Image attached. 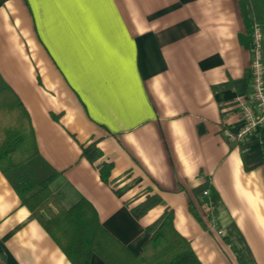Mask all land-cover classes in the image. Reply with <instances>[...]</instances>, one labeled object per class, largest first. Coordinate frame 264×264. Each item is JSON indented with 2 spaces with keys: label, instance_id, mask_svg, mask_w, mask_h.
Returning a JSON list of instances; mask_svg holds the SVG:
<instances>
[{
  "label": "crops",
  "instance_id": "1",
  "mask_svg": "<svg viewBox=\"0 0 264 264\" xmlns=\"http://www.w3.org/2000/svg\"><path fill=\"white\" fill-rule=\"evenodd\" d=\"M254 24L249 0H0V78L62 204L88 200L133 254L171 213L202 264H264L260 129L234 137ZM205 182L219 197L213 227L193 191ZM8 183L0 172V264H72Z\"/></svg>",
  "mask_w": 264,
  "mask_h": 264
},
{
  "label": "trees",
  "instance_id": "2",
  "mask_svg": "<svg viewBox=\"0 0 264 264\" xmlns=\"http://www.w3.org/2000/svg\"><path fill=\"white\" fill-rule=\"evenodd\" d=\"M249 1L254 22L264 33V0ZM261 52L264 63V41ZM248 79L251 80V72ZM21 104L0 78V172L18 195L21 205L30 211L68 261L89 264L91 254L95 253L107 264H202L189 241L175 231L171 213L164 214L147 227L150 238L142 244L140 252L133 254L107 233L88 200L79 197L70 205L62 204L50 188L57 173L38 152L29 115ZM259 135L264 154V128L260 129ZM99 153L95 143L82 149V154L91 162L100 156ZM110 167V163L105 162L99 166L102 179L107 180ZM193 191L205 216V208L210 204L216 209L219 197L208 182ZM158 201L145 200L137 205L139 209L134 215L139 217Z\"/></svg>",
  "mask_w": 264,
  "mask_h": 264
},
{
  "label": "built area",
  "instance_id": "3",
  "mask_svg": "<svg viewBox=\"0 0 264 264\" xmlns=\"http://www.w3.org/2000/svg\"><path fill=\"white\" fill-rule=\"evenodd\" d=\"M264 35L258 24L251 29V53L250 64L251 80L247 95L238 101L241 113L242 126L234 135L236 140H244L254 130L264 128V63L262 61V42ZM207 195V192H204ZM210 226H215L213 215L214 207L210 204L205 208ZM218 233H221L219 230Z\"/></svg>",
  "mask_w": 264,
  "mask_h": 264
}]
</instances>
